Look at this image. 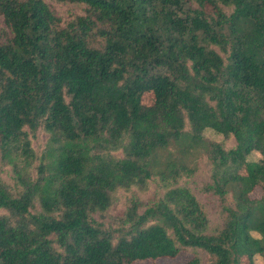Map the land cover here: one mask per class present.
Listing matches in <instances>:
<instances>
[{"label": "trees", "instance_id": "obj_1", "mask_svg": "<svg viewBox=\"0 0 264 264\" xmlns=\"http://www.w3.org/2000/svg\"><path fill=\"white\" fill-rule=\"evenodd\" d=\"M53 1L85 13L63 23L46 0H0L13 33L0 41V150L23 185L0 182V264H133L191 249L209 264L264 258V0ZM39 129L48 159L33 179L18 161L34 157ZM198 151L212 166L206 192L234 197L215 232L175 185ZM154 174L167 184L160 199L132 201L118 229L96 222L118 190Z\"/></svg>", "mask_w": 264, "mask_h": 264}, {"label": "rangeland", "instance_id": "obj_2", "mask_svg": "<svg viewBox=\"0 0 264 264\" xmlns=\"http://www.w3.org/2000/svg\"><path fill=\"white\" fill-rule=\"evenodd\" d=\"M52 8L55 10L57 16L61 18L63 23H67L76 16L83 15L85 12V7L76 6L72 4H62L54 2L53 0H46ZM197 9V5L191 0H187L185 9ZM229 14L230 9H225ZM13 36L11 29L5 23L3 16L0 15V41L6 42L9 41ZM148 99V98H147ZM146 99V102L148 100ZM205 140L217 142L223 145L225 149H231L236 146V140L233 136L225 138L223 135L214 133L211 130H208L204 134ZM50 135L43 129H39L34 134H30L31 140V149L34 153V157L30 160V163L20 159L19 162V171L28 173L30 178H35L37 176V170L42 162H44L48 156V142ZM169 152H172L175 157H179V152L177 147H170ZM164 156L168 155V151L163 153ZM111 155L114 157H123L122 150L111 152ZM261 155L258 152H253L249 157V160L258 161L260 160ZM184 164L187 167L194 170V174L190 176H182L178 179L175 185L188 187L192 192L198 197L200 202L205 207V210L209 217V231H217L224 222L226 213L225 207H230L234 205V197L232 194H229L225 199H221L218 195L213 193L206 192L205 187L212 184V166L207 159V156L203 151H198L191 156H188L184 159ZM30 164V166H28ZM157 172V171H156ZM0 182L4 183L13 194L23 190V185L19 181L18 174L13 168V165L4 161L2 159V153L0 150ZM170 183V182H169ZM166 183L160 180V177L157 174H154L152 179H150L144 188L132 187L130 190H118L114 196L113 206L107 212H98L93 217L96 222L100 225H103L104 228L108 230H115L120 227V220L123 218V215L132 201H138L142 203H151L162 197L164 192H166ZM173 186V185H170ZM263 192L260 189H257L252 195V198L259 199L261 198ZM3 211H0V214ZM255 236H259L257 233H254ZM198 257L203 261L204 264H209L213 258L207 253L200 250H184L179 253L176 258H160L158 260H144L136 261L133 264H187L194 257ZM244 262H247L248 259L244 258ZM255 264H264V258L260 255L254 257Z\"/></svg>", "mask_w": 264, "mask_h": 264}]
</instances>
